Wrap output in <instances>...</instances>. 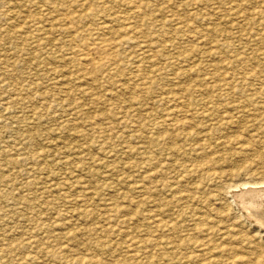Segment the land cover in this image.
I'll use <instances>...</instances> for the list:
<instances>
[{"label":"rangeland","instance_id":"obj_1","mask_svg":"<svg viewBox=\"0 0 264 264\" xmlns=\"http://www.w3.org/2000/svg\"><path fill=\"white\" fill-rule=\"evenodd\" d=\"M120 1L0 0V264H264L234 195L264 186L263 0Z\"/></svg>","mask_w":264,"mask_h":264},{"label":"bare ground","instance_id":"obj_2","mask_svg":"<svg viewBox=\"0 0 264 264\" xmlns=\"http://www.w3.org/2000/svg\"><path fill=\"white\" fill-rule=\"evenodd\" d=\"M120 1V0H119ZM259 1H261V0H259ZM118 2V1H117ZM121 2V1H120ZM261 2H263L264 3V0L263 1H261ZM131 4L133 3H135L133 6H135L136 8H138V7H140L141 5H140V2L139 1H137V0H131V2H130ZM260 3V2H259ZM258 4V3H257ZM260 5H261V3H260ZM240 6V5H239ZM241 7V6H240ZM57 9V8H56ZM241 9H243V10H246V9H244V7H241ZM138 10V9H137ZM141 10V9H140ZM138 12V11H137ZM141 12V11H140ZM139 12V13H140ZM247 12V11H246ZM249 13V12H248ZM247 13V14H248ZM257 13V12H256ZM55 14V13H54ZM70 14V13H69ZM243 14V13H242ZM245 14V13H244ZM244 14H243V16H244ZM258 14V13H257ZM246 15V14H245ZM260 15V14H259ZM64 16H66V15H64ZM248 16V15H247ZM250 16V15H249ZM249 16H248V18H249ZM253 17V16H252ZM62 18V17H61ZM84 18V16H72L71 17V19H72V22L74 23V25H75V23H79L80 21H82V19ZM241 18H243V17H241ZM254 18V17H253ZM246 19V18H245ZM250 19V18H249ZM249 19H247L248 21H249ZM257 19H259V18H257ZM246 21V20H245ZM239 22V21H238ZM241 22V21H240ZM248 23V22H247ZM246 23V24H247ZM251 23V22H250ZM80 24V23H79ZM252 24V23H251ZM250 25V24H249ZM239 26V25H238ZM111 27H112V25H111ZM110 27V28H111ZM249 27V26H248ZM106 28V27H105ZM109 28V30H111ZM113 28V27H112ZM242 28V27H241ZM253 28V27H252ZM245 29V28H244ZM243 29V30H244ZM249 29V28H248ZM108 31V29L106 28L105 29V31ZM125 30H127V32H131V31H134L135 33L137 32L136 30H135V26L134 25H129L128 27H126L125 28ZM250 30V29H249ZM252 30V29H251ZM143 32V31H142ZM110 34L112 33L111 31L109 32ZM246 33V32H245ZM254 33H256V32H254ZM107 34V33H106ZM109 34V35H110ZM143 34V33H142ZM248 34V33H247ZM257 34V33H256ZM108 35V34H107ZM113 35V34H112ZM249 35V34H248ZM253 35V34H252ZM116 36V35H115ZM254 36V35H253ZM106 37H108V36H106ZM101 38L100 40H98L97 42H96V44L98 45V47L97 48H100L101 50L99 51V52H101L102 51V55H103V60H104V62L105 61H110L111 59H117V53H115V52H113V49H114V47H115V42L113 41V38H112V40L110 39V38ZM119 40H120V38H119ZM120 41H122V40H120ZM145 42H146V40H145ZM115 43V44H114ZM86 47H85V49H87L88 47H89V45H90V42H87L86 43ZM117 45V44H116ZM264 46V45H263ZM96 49V48H95ZM89 50H90V48H88L86 51H85V53L84 54H88L89 53ZM94 50V49H93ZM255 50H258V49H255ZM259 51V50H258ZM90 54V53H89ZM92 55V54H91ZM254 57H255V55H253ZM92 58V57H91ZM242 58V57H241ZM95 59V58H94ZM102 59V58H101ZM251 59L253 60V58L251 57ZM249 60H250V58H249ZM102 61V60H101ZM254 62V61H253ZM101 63V62H100ZM252 63V62H251ZM248 64V63H247ZM256 66V65H255ZM92 67V69L93 68H95V67H93V66H91ZM245 67V66H244ZM249 67V66H248ZM247 68V67H246ZM260 68V67H259ZM189 69V68H188ZM216 70H217V68H216ZM247 70V69H246ZM248 70H250L249 68H248ZM189 71V70H188ZM187 70L186 71H184V73H187V74H189V72H188ZM258 71V70H257ZM260 71V70H259ZM264 71V70H263ZM261 72V71H260ZM260 72H258V73H260ZM197 72H195V74H196ZM256 73V72H255ZM186 74V75H187ZM252 75V74H251ZM225 76V75H224ZM244 76V75H243ZM242 76V77H243ZM255 76V74H253V77ZM258 76V75H257ZM221 77H222V75H221ZM260 77V76H259ZM263 77H264V75H263ZM262 77V78H263ZM219 78V77H218ZM249 78H251L250 76H249ZM218 80V79H217ZM225 81V80H224ZM201 82V81H200ZM263 83H264V81H263ZM262 83V84H263ZM222 84V83H221ZM260 84V83H259ZM264 85V84H263ZM262 88V87H261ZM263 89V88H262ZM211 91V90H210ZM260 91V90H259ZM207 92V91H206ZM262 93V92H261ZM258 94H260V93H258ZM165 96H166V94H164ZM168 95V94H167ZM173 95V94H172ZM207 95H208V93H207ZM206 95V96H207ZM211 95V94H210ZM215 95V94H214ZM264 95V93L262 94V96ZM260 96H261V94H260ZM215 98H216V96H214ZM218 97V96H217ZM165 98V101H172V100H174V99H176V98H174V96H172V97H170V95H169V97H164ZM225 98V97H224ZM223 98V99H224ZM263 98V97H262ZM221 100H222V98H220ZM258 99V98H257ZM261 99V98H260ZM159 100V99H158ZM161 100V99H160ZM250 99H248V101H249ZM162 101H163V99H162ZM164 101V102H165ZM251 101V100H250ZM249 101V102H250ZM254 101V100H253ZM256 101V100H255ZM160 102V101H159ZM262 102V101H261ZM157 103V102H156ZM163 103V102H162ZM166 103V102H165ZM244 103V102H243ZM253 103V102H252ZM255 103V102H254ZM263 104V106H264V98H263V102H262ZM256 104V103H255ZM258 104V103H257ZM5 105V104H4ZM245 105V104H244ZM247 105V104H246ZM185 106V105H184ZM259 106H260V110H261V105L259 104ZM215 107V106H214ZM240 107V106H239ZM243 107V106H242ZM185 108H188L187 106H185V107H179V108H177V107H175V108H173L174 110H175V113H177V114H180V115H186V114H188V111H189V109H185ZM221 108V107H220ZM219 107H215V108H213L211 111H210V109H205V110H203V111H201V113H204V115L206 116V117H208L209 119H212V120H215V123L216 122H218L219 120H222V119H224L225 118V122H226V124H228L229 126H231V125H233V120L234 119H232V116H230L229 115V111H226V112H229L228 114L227 113H224L223 114V112H220V113H217L218 111H220L219 109H220ZM230 108H232L233 109V106L232 107H230ZM229 108V109H230ZM238 108V107H237ZM236 108V109H237ZM263 108V107H262ZM170 109V108H169ZM172 109V108H171ZM173 109H172V111H173ZM240 109V111L242 110L241 109V107L239 108ZM238 109V110H239ZM244 109V108H243ZM228 110V109H227ZM257 110V109H256ZM263 110V109H262ZM243 111V110H242ZM158 113V112H157ZM160 113V112H159ZM161 113H164V116H166L165 115V112H161ZM161 113L159 114V116L161 115ZM169 113H170V110H169ZM237 113V112H236ZM249 113V112H248ZM216 114H218V115H216ZM240 114V113H239ZM242 114H244L243 112H242ZM260 114V113H259ZM263 114V113H262ZM150 115V114H149ZM170 115V114H169ZM179 115V116H180ZM246 114H244V116H245ZM157 116V115H156ZM163 116V117H164ZM175 116V115H174ZM178 116V115H177ZM178 116V117H179ZM189 116H190V114H189ZM248 116V115H247ZM251 116V115H250ZM153 117V116H152ZM162 117V118H163ZM167 117V116H166ZM172 117V116H171ZM185 117H187V118H189L188 117V115L187 116H185ZM159 118H161V116L159 117ZM182 118V117H181ZM184 118V117H183ZM201 118H203V117H201ZM233 118H234V116H233ZM235 118H236V116H235ZM240 118V117H239ZM167 119V118H166ZM166 119H164V120H166ZM171 119H174V127H175V129L177 128V129H181V128H183L184 127V129H186L188 126H193V125H190V122L192 121V119H178L177 117H176V119L175 118H171ZM152 120V119H151ZM150 120V121H151ZM156 120V119H155ZM169 120V119H168ZM211 120V121H212ZM263 120H264V118H263ZM154 121V120H153ZM172 121V120H171ZM208 121V120H207ZM206 121V122H207ZM242 121H243V116H242ZM260 121V120H259ZM169 122V121H168ZM173 122V121H172ZM195 122V121H194ZM205 122V123H206ZM209 122V121H208ZM238 122V121H237ZM247 122V121H246ZM252 122V121H251ZM152 122H149L148 124H151ZM155 123H156V121H155ZM197 122H195V124H196ZM239 123H241V122H239ZM250 123V122H249ZM255 123V122H254ZM147 124V125H148ZM154 124V123H153ZM158 124V123H157ZM161 124V123H160ZM164 124V123H163ZM168 124V123H167ZM166 124V125H167ZM173 124V123H172ZM202 125H197V127L198 126H203V123H201ZM234 124H236V123H234ZM242 124V123H241ZM252 124V123H251ZM146 125V126H147ZM169 126H170V123L168 124ZM195 125V126H196ZM206 125V126H205ZM204 126L205 127H209V126H207V124H205ZM240 125V124H239ZM238 125V126H239ZM146 126L145 127H143L144 129L146 128ZM150 126V125H149ZM162 126V125H161ZM235 126H237V125H235ZM150 127H153L154 128V126H150ZM157 127V126H156ZM164 128H162V129H164L165 130V126H163ZM233 127V126H232ZM142 128V129H143ZM158 128V127H157ZM172 128H173V126H172ZM195 127H193V129H194ZM199 128V127H198ZM203 128V127H202ZM223 129H225V127H222ZM238 128V127H237ZM240 128V127H239ZM140 129V128H139ZM149 129V128H148ZM155 129V128H154ZM160 129V128H159ZM162 129H160V130H162ZM191 129V128H190ZM189 129V130H190ZM208 129V128H207ZM149 130H151V129H149ZM192 130V129H191ZM195 130V129H194ZM201 130H203V129H201ZM205 130V129H204ZM145 131H147V128H146V130ZM159 131V130H158ZM163 131V130H162ZM175 131V130H174ZM188 131V130H187ZM152 132V131H151ZM165 132V131H164ZM178 132V131H177ZM176 132V133H177ZM188 132H191V131H188ZM198 132V131H197ZM204 132V131H203ZM205 132H207L208 133V131L206 130ZM147 133H149V132H147ZM153 133V132H152ZM172 133H173V131H172ZM193 133V134H192ZM191 133V135L193 136V135H196L195 134V132H192ZM201 133V132H200ZM205 134L206 136H208V134ZM189 134V133H188ZM147 135V134H146ZM152 135V134H151ZM170 135V134H169ZM168 135V136H169ZM174 135V134H173ZM176 135H178V134H176ZM190 135V136H191ZM198 135V134H197ZM203 135V134H202ZM172 136V135H171ZM170 136V138H172ZM179 136H182L181 134L179 135ZM185 136V135H184ZM198 136H201V135H198ZM149 137V136H148ZM155 138H156V136H154ZM153 137V139H155ZM167 137V136H166ZM189 137V136H188ZM202 137V136H201ZM158 138V137H157ZM156 138V139H157ZM164 139H165V136L163 137ZM181 138V137H180ZM194 138V137H193ZM196 138V137H195ZM200 137H198V139H199ZM203 140L200 142V145H203V143H204V141H205V139L207 138H205L204 137V135H203ZM144 139V138H143ZM146 139H148V138H146ZM145 139V140H146ZM159 139V138H158ZM149 140V139H148ZM174 140V139H173ZM184 141H185V139H183ZM143 141V140H142ZM149 141H151V140H149ZM153 141V140H152ZM167 141V140H166ZM168 141H169V138H168ZM179 141V140H178ZM144 142V141H143ZM172 142V141H171ZM174 142V141H173ZM234 142L235 143H239V140H237V139H234L233 137H229V136H224V138H223V141H221V143L224 145V144H229V145H231V144H234ZM146 143V142H145ZM174 144V143H173ZM176 147V146H175ZM175 148H173V150H174ZM171 150V149H170ZM177 150V149H176ZM175 151V150H174ZM203 167V165H200V166H197V167H195L194 169H193V171H196V170H198V169H201ZM192 171V170H191ZM191 171H189V172H187V173H190ZM162 172V171H161ZM164 172V171H163ZM206 172V174H207V176L209 177H211V176H213V178L214 177H217L218 176V173H217V171L215 172V171H209V169L207 170V171H205ZM192 173V172H191ZM194 174V173H193ZM188 175V174H187ZM190 175H192V174H190ZM195 175V174H194ZM152 176V175H151ZM182 176V175H181ZM181 176H179V178L181 177ZM178 177V176H177ZM186 177V176H185ZM187 177H189V176H187ZM181 179V178H180ZM179 179V181H181ZM183 179V178H182ZM183 180H186V179H183ZM192 180V179H191ZM173 181V180H172ZM174 181H176V180H174ZM212 181H213V179H212ZM250 181V180H249ZM178 182V181H177ZM185 182V181H184ZM187 182V181H186ZM209 182V181H208ZM251 182V181H250ZM255 183H261V181H259V180H257V181H254ZM262 182H264V180H262ZM249 183V182H248ZM255 183H253V184H255ZM177 184V183H176ZM240 184V183H239ZM172 185V184H171ZM179 185V184H178ZM180 185H181V183H180ZM184 185V184H183ZM182 185V186H183ZM195 185H197V184H195ZM234 185V184H233ZM232 185V186H233ZM244 186V185H247V184H245V183H243V184H241V185H239L238 186V188L237 189H239L238 191H235L234 192V195L235 196H237V201L238 202H241L239 205H240V210L242 211H244V214L246 215L245 217H248V219L247 220H249V218L250 219H252V220H254V221H256L257 223H259V224H261L260 226L261 227H263L264 226V186H257V188L254 186V187H250L249 186V188H246V186L245 187H241V186ZM252 185V184H251ZM176 186V185H175ZM198 186V185H197ZM211 186H212V184H211ZM240 187V188H239ZM198 188V187H197ZM200 188V187H199ZM235 189H236V187H234ZM182 190V189H181ZM180 190V191H181ZM189 190V189H188ZM178 191V190H177ZM183 191V190H182ZM190 191V190H189ZM175 192V191H174ZM179 193V192H178ZM181 194V193H180ZM180 194L178 195V197L180 196ZM183 196V195H182ZM193 196V193L192 194H188V195H186V196H184V198L186 199V197H192ZM195 196V195H194ZM181 197V196H180ZM196 197V196H195ZM195 197H193V198H195ZM196 199V198H195ZM194 199V200H195ZM180 200V199H179ZM188 200V199H187ZM193 199H192V201H194ZM184 201V200H183ZM195 201H197V200H195ZM186 202V201H185ZM237 202V203H238ZM195 211H196V209H195ZM195 211H194V213H195ZM198 211H200V209L198 210ZM202 211V210H201ZM192 213H193V211H191ZM191 212H190V214H191ZM186 213H189V212H186ZM193 213V215L191 214V216H193L194 217V215L196 214H194ZM198 213V212H197ZM201 213V212H200ZM199 214V213H198ZM204 214V213H203ZM197 215V214H196ZM199 215H201V214H199ZM188 216H190V215H188ZM196 217H198V216H196ZM202 218V217H201ZM191 219V218H190ZM198 219V218H197ZM192 220V219H191ZM202 220V219H201ZM251 220V221H252ZM198 221V220H197ZM196 221V222H197ZM253 221V223H255ZM192 222H193V220H192ZM202 222V221H201ZM200 222V223H201ZM256 223V224H257ZM199 229L201 230V228L199 227ZM194 233V232H193ZM207 241H204V242H197V246L200 248V250L202 251L206 246H207ZM199 252V251H198ZM207 254V253H206ZM202 255V254H201ZM200 256V255H199ZM209 256V255H208ZM208 256H207V258H208ZM134 257H135V255H134ZM196 257H197V259H198V255H196ZM202 258H203V256H201ZM98 259V258H97ZM96 259V257H94V256H90V257H85V256H78V257H76V258H74V263L73 264H98L99 263V261ZM100 260H101V258H99ZM204 259V258H203ZM202 259V260H203ZM199 261V260H198ZM200 261H201V258H200ZM208 261V260H207ZM206 262V261H205ZM101 263V262H100ZM99 263V264H100ZM152 263V262H151ZM208 263H211V261L210 262H208ZM213 263V262H212ZM150 264V263H149Z\"/></svg>","mask_w":264,"mask_h":264}]
</instances>
